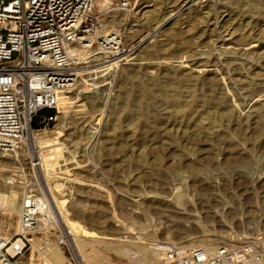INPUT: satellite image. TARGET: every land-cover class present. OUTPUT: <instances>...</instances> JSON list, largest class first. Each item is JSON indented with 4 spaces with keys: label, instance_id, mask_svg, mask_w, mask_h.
Wrapping results in <instances>:
<instances>
[{
    "label": "rangeland",
    "instance_id": "374dc122",
    "mask_svg": "<svg viewBox=\"0 0 264 264\" xmlns=\"http://www.w3.org/2000/svg\"><path fill=\"white\" fill-rule=\"evenodd\" d=\"M115 4L107 3L111 8L101 13L99 34L114 14L119 19L125 13V21L109 28L134 46L132 58L119 67L90 62L79 86L66 93L71 100L54 127L38 136L63 131L58 170L68 171L60 173L59 188L72 218L110 232H125V221L130 234L146 239L138 244L79 235L83 246L101 264H141L153 243L180 244L171 221L182 215L175 207L187 202L195 217L225 207L233 221L208 222L204 234L187 233V243L204 240L216 247L253 240L264 253V0H159L141 10L138 2L131 11ZM28 134L17 163L0 170V189L27 186L47 194L48 180L42 163L33 165L35 157L41 160ZM193 190L202 192L200 198L190 197ZM157 193L168 202L153 211ZM2 202L0 197L1 232L12 236L20 206L11 212ZM64 226L59 223V233L66 236ZM39 236L20 264H50ZM71 237L64 246L53 238L50 246L62 251V264H82L83 247ZM123 243L127 251L111 249Z\"/></svg>",
    "mask_w": 264,
    "mask_h": 264
},
{
    "label": "built area",
    "instance_id": "2783aa9c",
    "mask_svg": "<svg viewBox=\"0 0 264 264\" xmlns=\"http://www.w3.org/2000/svg\"><path fill=\"white\" fill-rule=\"evenodd\" d=\"M112 0H0V152L20 150L28 133L52 129L62 109V95L79 86L90 62L112 67L126 64L135 51L119 30L99 34L101 13ZM131 11L139 0H115ZM109 8H111L109 6ZM106 7V10L109 9ZM93 50L79 55L75 46ZM33 165H40L34 158ZM16 181L11 178L10 182ZM0 264H20L40 235L39 250L48 251L59 233L55 209L47 194L28 189L18 212L20 231L1 232ZM62 224V223H60ZM67 232V231H66ZM264 253L253 240L216 247L164 245L159 264H263ZM64 264H77L69 259Z\"/></svg>",
    "mask_w": 264,
    "mask_h": 264
},
{
    "label": "bare ground",
    "instance_id": "6f19581e",
    "mask_svg": "<svg viewBox=\"0 0 264 264\" xmlns=\"http://www.w3.org/2000/svg\"><path fill=\"white\" fill-rule=\"evenodd\" d=\"M158 1L159 0H140L139 1V7H140L139 9L141 10L143 8H146V7H149L152 5H156L158 3ZM148 11L151 13L153 11L154 12L157 11V9L147 10V11H145L144 15H148V14H146V12H148ZM145 17H147V16H145ZM126 19H127V15L125 13H123L119 19H117V16L114 14L113 18L109 19V21L106 24H104L105 30L104 29L103 30L108 32V31H110L109 27L113 26L117 22H123ZM156 24H157V22H156ZM156 28H158V29L161 28V25L158 24L156 26ZM73 46H75L76 51L79 55H86V56L90 55L91 56L94 54V53H91L93 50L86 49V48H80L77 45H73ZM158 48H160V47H158ZM164 51H165V49H164ZM70 100H71V98L66 93H63V95H62V106L63 105H64L63 107L67 106L69 104ZM64 110L66 112V109H64ZM62 135H63V131L58 130L56 133V136H54V137H51V136L50 137H45V136L43 137V136H38L34 133H31V138H32V144H33L34 148L37 149L38 155H39L40 160H41V162L39 161V163H42V169L44 170L46 180H48L49 192H47V195L49 196L50 201H51V203L55 209L58 220L60 221V223L65 225L66 228L68 227L67 231H68V234L70 236L72 235V237H71L72 240L77 241L83 247V249H82L83 251L81 250L82 254L80 252V255L82 256V264H101V262L97 257L93 256V254H94V253L92 254L93 250L91 251L90 249H87L83 246V240L79 235H85V237L88 236V237H92V238L107 237V238H113V239H117V240H121V241L131 240V241L138 243V244L144 243L146 237L142 236L141 234H137V235L130 234L131 230H132V228H131L132 226L127 224V222L125 223V221L123 222V224L126 227L125 232H121V231L110 232V231H108V229L96 230V229H92V228H86L76 218H72L69 215V213L65 207V203L67 202V200L65 197H63L61 195V191H63L62 190L63 188H59L61 181H62L61 179L64 178V176H62V174H65V172L68 171V169L64 170V172L63 171L61 172L58 170L62 167L61 164L59 165V162L62 158L61 149H60V139H61ZM64 160L67 161L66 158H64ZM17 161H18L17 151L16 152H9V153H1L0 152V170H3L7 163L16 164ZM19 162H20V160H19ZM18 167L22 168L20 165ZM15 170H16V168H15ZM60 173H62V174L60 175ZM55 180H59V182L52 183V181L54 182ZM72 180L73 179H71V178H66L65 182L66 183L72 182ZM215 184L219 185V182H217L215 180ZM3 186L4 187L0 189V197L2 198L4 204H6L12 212L17 207L21 206V201H22L23 197L25 196L26 192L28 191V187L26 186L24 191L23 190L21 191L18 188H14V187H11V186H8L5 184ZM164 192H162V194H164ZM199 192L200 191H198V190L197 191L193 190L190 197L191 198H193V197L200 198V195L202 194V192H201V194ZM166 193H167V196L172 194L171 192L170 193L166 192ZM167 199H168V197H166V195H161V194L159 195L157 193L151 199V202H152L151 209H153V211H154V210H160V209L164 208L165 206H164L163 202H164V200L166 201ZM167 202L168 201H166L165 203H167ZM188 205L189 204L187 202L183 203V204L179 203V206L175 207L176 210H178V211L180 210L181 214H182V215L178 216L177 218H174L171 221L176 226L175 227L176 230L174 232L175 236L180 238L181 241L179 243L181 245L183 243H185V244H183V246H192V247L193 246H209V244H207L208 242L206 243V242H204V240H200L201 242L199 241V242L187 243V241H189L191 239L187 233H189L191 231H195L197 233H199V232L203 233L205 231H208L209 230L208 222L217 221V222L221 223L223 221V219L226 221H229L227 218V213H229V212L226 211L225 207H218L217 210L204 211L205 213H204L203 219H202L201 217H195V214L193 215V213L191 214L190 212L194 211L195 209L192 207H189ZM203 208L204 207H202V209ZM198 212H197L198 214H200V213L203 214V210H201V209L198 210ZM216 212L220 213V217H216V215H215ZM231 222L233 223V221H231ZM231 222H230V224H231ZM164 223L167 226H169V224H170L169 222L167 223V221L166 222L164 221ZM117 224L119 225V224H121V222H117ZM19 231H20V225L18 223L17 232H19ZM128 245L129 244H127V243H123L122 245L116 246V247L111 248V249L115 250L116 252H125L128 250V247H129ZM163 248H164V245H159L158 243H153L152 249H150L140 259V263L141 264H157L158 261L162 257L161 253H163ZM43 255L45 256L47 261H49L50 264H62L63 261L65 260V256L63 255L62 251L57 249L55 246L50 247L48 249V251H44Z\"/></svg>",
    "mask_w": 264,
    "mask_h": 264
}]
</instances>
